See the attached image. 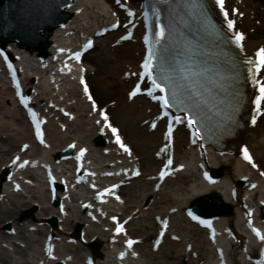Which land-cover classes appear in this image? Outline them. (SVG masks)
I'll use <instances>...</instances> for the list:
<instances>
[{"label": "bare ground", "instance_id": "1", "mask_svg": "<svg viewBox=\"0 0 264 264\" xmlns=\"http://www.w3.org/2000/svg\"><path fill=\"white\" fill-rule=\"evenodd\" d=\"M230 3L236 6L239 13H242L244 16L242 19L238 18L236 28L245 32V55H253L256 48L263 44V40H257L254 37V32H252L253 29L258 30L260 27H256L252 23V11L257 6L250 3V0H227V8L229 9L232 7ZM135 4L136 0H131V6ZM89 6H93L97 10L88 12ZM35 8L38 9L36 10L37 12L45 14L49 11V4H43L41 7L38 6ZM78 10H81V12L78 13ZM115 10L114 0H102V2L98 0H76V3L71 9H66V13H70L74 19H70L65 27L58 28L53 32L49 39L53 46L52 49L50 48L47 51L51 53L54 50V45L65 41V35L71 31L74 34L80 35L79 41L85 40L87 36L92 35L98 28L109 24L112 19V12ZM86 16L93 24L91 27L85 29L84 34L81 35L79 31H76L77 28H74V26L76 23L84 21ZM262 16L264 19V13ZM120 33H122L121 30L97 39L96 46L98 47L99 54L94 57H89L90 53H88L84 56L83 61H87L86 64L89 67L87 69L88 75H91V71H94L93 76L90 78L91 82L89 81V83L92 93L95 94V100L100 103V107L109 109L111 119L115 125L119 126L121 134H123L126 142L133 149V162L135 165L140 166L143 171L142 176L130 181L128 186L121 188L123 203H116L114 208L115 213L122 214L123 218L130 219L126 225L128 228V236L141 238L140 244L135 246L140 255V264H214L217 261V255H219V253L216 254V246L209 242L205 244L203 239L206 232L189 223L186 217V208L195 203L200 197L213 194L219 195L222 201L232 208L233 214L221 215L216 218L217 223L224 226L223 231L229 235H234L236 238V242L229 243L230 250L227 252L229 263L242 264L240 258L243 254V257L250 261L251 256L244 252V248H250L251 245V243H245L246 238H249L246 230L247 219L245 213L246 206L250 208L254 207V196L264 188V179L261 178V173L264 172V114L260 115L255 125H251L249 120L246 121L242 128L233 137L225 141L224 146L220 149L207 147L202 153L197 151L196 146H192L189 143L188 133L182 127H179L174 135V158L176 164L185 165L186 167L183 171L168 178L162 187L156 190V180L154 181L152 179V175L156 174L157 169L165 158V153L160 154L161 158L155 156V153L165 144L163 138L164 123L160 124L155 131L149 129V124L148 126H142L141 123L144 120L151 121L158 113L157 107L143 97L136 98L133 101H129L127 98V88L133 84L135 79L127 77L126 73L131 75L132 72L138 70V63L144 54V49L139 42L140 36L143 33L142 31L136 32V42L118 43L117 39ZM74 43L77 44V42ZM13 44L16 46L15 43ZM70 45H72V42ZM96 46L91 52L96 49ZM17 49L24 52V54L18 53L21 56L26 54L28 57L35 59L34 62L36 65L33 68L39 67L37 59L40 58L38 57L39 53L37 51L27 49L24 45L17 46ZM42 73L47 75L49 71L47 72L45 70ZM45 77L47 82H49L48 75ZM32 80H34V76L26 77L24 81L25 85L29 86ZM246 81V91L249 92L250 88V91L254 92L251 81L249 79H246ZM60 82V86L63 89L62 95L66 93L69 97L65 101L66 103L73 101L76 97L78 98V103L69 107L71 108V113L77 115V119L74 122L63 119L62 123L66 122L68 126V130L65 133L58 130L54 123L48 124L46 126V142H48L49 148L46 150L45 148L35 147L32 143V133L27 121L26 126L21 129H10L9 125L4 124V129L7 131L11 130L13 134L4 135L0 132V142H2L0 146V170L3 165H6L10 161L12 156L20 153V145L23 142L31 144L24 156L37 159V157H40L39 150L42 153L48 154L50 157H55L65 144L67 145L73 141L87 146L90 150L89 155L91 158H94V151L97 152L98 158L101 160L100 164H105L107 169L110 168L112 161L107 158L114 155L115 152L111 153L109 157H106L101 152L103 149H109L111 147L110 143H106L104 148L102 146H95L93 143V140L97 136H102L101 139L107 140L108 134L104 135V133H101L99 128L94 125V122L92 124L88 118L91 105L89 104L88 106L86 101L82 99V92L77 81L72 79L71 76H68L62 77ZM9 88L7 92L9 99H0V103L2 104L1 108H6L9 104L10 96L12 97L11 88ZM49 95L52 96V93H49ZM52 102L54 101L52 100ZM251 109V105L249 104L245 112L248 118L252 117V114H250ZM0 115H2L1 112ZM57 115L55 114L54 116ZM22 120H25V118L23 117ZM72 133L76 137H71L70 134ZM77 134H84L85 137L83 139L81 137L78 138ZM6 143L9 145L7 146ZM241 143L247 144L252 150L256 162L259 164L257 171L251 169L248 164L241 161L239 152L237 151V146ZM7 147H9L8 152L5 153L4 148ZM35 148L38 150L36 151ZM221 151L227 152L221 155ZM115 160H118V158ZM70 163V160L66 162V164ZM217 168L222 169V174L216 184L208 185L201 181L202 170L215 171ZM27 173L33 175L35 171L33 173L28 171ZM243 177L247 178L244 183L242 182ZM41 180L42 177L40 176L38 182H42ZM253 183L257 184V187L255 190H250V185ZM40 186L41 189H44L45 183H40ZM3 194L4 201L13 207L12 209L6 210L0 207V243H8L11 236H8L1 228L5 220L11 219L12 224L17 225V222L22 221L21 214L24 208H30L36 202L42 205L41 199L49 203L50 196L46 190L43 191V197L37 196L34 192L31 201L16 203L10 199V197L17 196L12 191V187L8 194L5 190ZM73 200L77 204V200L79 199L75 201L73 198ZM85 200H87V192L85 194ZM146 200L149 201L147 206L144 207L143 203ZM76 209L75 214H71L70 212L69 216H64L60 214L55 205L49 206L48 208L42 205V214L35 215L32 222H30V226H35L43 222L49 215H56V217L62 219L63 223L61 225L64 227V230L54 231V234L60 237L62 241H65L71 237L74 223H81L86 227L95 226L92 221L85 219V212L81 211L79 206ZM173 209H176V211L171 213ZM156 217L160 221H170V226L161 246L158 250L154 251L152 244L159 229ZM254 218L255 221L260 220L258 217ZM105 226L106 224H103L99 227L104 228ZM84 231H86L84 237H88L89 240L94 239L96 245L102 246L101 250L97 253H92L87 246L82 245L78 241L74 245L66 246L69 252L76 253L79 249L85 250L90 253L89 256L93 257L97 264L114 262V259L110 258L109 252L111 247L119 245L120 241L115 244H110L109 238L106 237L107 234L91 231L85 227ZM26 232L27 234L22 231L17 233L19 235L23 233L24 238L32 235V233ZM48 232L47 227L41 229L38 232L40 235L39 240L43 241ZM175 237L178 238V241H174ZM12 244L16 246V250L19 253L26 251L25 253L27 254L28 247L24 249L20 245H16L14 241ZM188 246L191 247V252H187ZM75 257H78V254H75ZM68 260L71 262L70 258ZM0 262L3 264H12L3 252L0 253ZM21 264H36V259L34 257H28Z\"/></svg>", "mask_w": 264, "mask_h": 264}, {"label": "snow or ice", "instance_id": "2", "mask_svg": "<svg viewBox=\"0 0 264 264\" xmlns=\"http://www.w3.org/2000/svg\"><path fill=\"white\" fill-rule=\"evenodd\" d=\"M161 3H166L169 6V23L167 26L160 22L161 9L155 6ZM214 7H218L219 14L223 17L221 24L225 25L226 29L213 23L208 15L209 9L203 0H154L152 14L156 17L155 31L153 32L152 28L149 27V34L143 36L147 55L143 58L142 64L139 65L140 70L131 74L136 77L137 82L127 96L129 100H134L138 96L146 95L157 103L160 114L150 123V127L155 130L158 126L157 121L164 120L166 122L164 138L169 142L173 139L174 125L186 124L189 129L193 130L191 133L192 142L196 143L197 138L201 135V129L209 125L212 117H225L229 123H232L233 114L239 110L241 97L235 87L239 83L240 76L237 64L238 57L229 56L225 51V45L234 44L238 52H244L246 37L243 32L236 30V21L230 18V12L238 10L226 9L225 0H214ZM240 14L242 15V13ZM127 15L131 17L135 13L129 10ZM144 16L147 20L148 13L145 12ZM117 27H119L118 23L112 25L113 29ZM229 33L230 35H228ZM131 38V32L121 37L122 40H130ZM92 47L93 41L91 40L84 45L85 51ZM81 55L82 53L77 52L75 58L79 60ZM255 56V60H244L249 73L247 79L258 90V94L252 101L255 105V114L251 117L253 125L257 123V116L264 114V80L261 79V75H264V47H260ZM8 67L11 69L12 66L9 64ZM13 79H15V73H13ZM80 83L84 85L83 92L91 102L92 110L97 111V103L83 78H81ZM15 87L16 95L20 98L19 102L28 109V114L32 118L36 138L41 144H44V132L41 125L45 122L39 119L38 114L29 107V98L20 91L18 81ZM172 108L184 113V115L171 114L169 110ZM98 114L101 120H97L96 123H102L104 128L110 129L111 134L115 137V143L131 156V148L121 139L119 130L109 122L110 118L107 111L99 110ZM65 115L69 114L65 113ZM23 147L26 149L28 145L25 144ZM69 147H75V145L72 144ZM169 147L170 143L166 144L159 149L157 155L165 152ZM85 151L83 148L80 149L77 159L84 156ZM242 151L244 159L252 167H257L248 148L245 147ZM19 160L20 157L17 156L13 163ZM28 163V161H24L20 167L23 168ZM172 165L173 159H167L164 163V170L159 173L161 180L169 174L166 170ZM48 175L51 177V171ZM133 175L140 176V170L136 169ZM261 175H264V172ZM205 177L208 178L207 173H205ZM16 188L19 190V185ZM110 191V189H105L100 195L103 196ZM116 199L123 203L119 196ZM188 216L200 224L211 227L208 221L201 220L192 212H188ZM113 220L115 221L116 218L113 217ZM249 225L251 226V221H249ZM167 226L168 223L165 221L164 227L167 228ZM252 231L261 242H264V233L257 228H252ZM116 232L124 233V224L117 223ZM136 243L137 241L133 239L127 240L128 248H132ZM133 254L135 255V253ZM49 255H51V249H49ZM124 255L121 253V257ZM261 255L264 256V253ZM258 264H264V260L258 261Z\"/></svg>", "mask_w": 264, "mask_h": 264}, {"label": "rangeland", "instance_id": "3", "mask_svg": "<svg viewBox=\"0 0 264 264\" xmlns=\"http://www.w3.org/2000/svg\"><path fill=\"white\" fill-rule=\"evenodd\" d=\"M98 1L101 2L100 0H98ZM250 1L253 2V4H255L257 6V8L254 11H252V13H254V18H253L252 22L256 26H259L257 23L260 22V27L258 30H255L254 37L256 39H262L263 38V41H264V19L262 16L264 13V0H250ZM89 7L91 9L89 8L90 10L88 9V12H92L93 10H97V8L95 9L93 6H89ZM83 24L86 25V27H87V25L91 26L93 23L91 20H88L87 17H85V21H83ZM98 54H99V50L96 48V50H94V52L90 53L89 57H94ZM7 92H8V90L6 88V85L4 84V82H1V80H0V99L1 98H7L8 99L9 97L7 96ZM75 101H77V100L75 99ZM1 107H2V104L0 103V108ZM0 112L2 114V120H3L2 126L4 124L9 125L10 129H21V128H24L26 126L25 121L22 120L23 115L19 111H17V109L14 107V105L8 106L7 108H1ZM0 130L6 132V135L13 134V132H11V130L7 131L3 127H0ZM70 136L74 137L76 135L74 133H72V134H70ZM77 137L78 138L81 137L83 139L85 136H84V134H82V135L77 134ZM6 144H7V146L9 145L8 143H6ZM1 145H2V142H0V146ZM8 148L9 147L4 148L5 153L8 152ZM34 192L37 196L43 197V192L41 191V189L38 186L37 189H32L30 192H26L21 197L19 196V197L12 198V200L17 202V203H22L25 201L29 202L31 200L32 194ZM257 198H259V196H255V199H257ZM42 202H44V199H42ZM43 205L47 206V203H44ZM2 207L3 208H6V207L12 208V206L8 205V204H2ZM29 211L33 212V216H35L37 214H42L41 207L38 205L37 206H31L30 208H24L22 210V214H21L22 215V217H21L22 221L18 222V226L16 225V228H21L23 226L25 228V231L28 230V224H29L28 221L30 219H32V218H28L26 216V213ZM11 221H12L11 219L5 220L6 223H10ZM39 237H40L39 234L36 232V233H34V235L32 237H29L28 240H24L26 242L25 244L31 250V251L27 250V254L25 253L26 251L24 253H19L13 246H11L13 250L11 249L8 251V253H5L7 259L10 260L12 262V264H21V262H23V260L25 258H27V256L31 252L33 254H37L39 252L38 251ZM205 240L206 239L204 238V241ZM82 255H83V253L80 252L79 253L80 259L77 261V264H83Z\"/></svg>", "mask_w": 264, "mask_h": 264}]
</instances>
